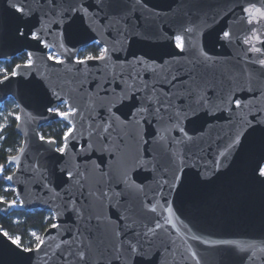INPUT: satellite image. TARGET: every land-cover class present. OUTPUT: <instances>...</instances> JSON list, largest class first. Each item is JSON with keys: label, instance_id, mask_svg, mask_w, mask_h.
Returning a JSON list of instances; mask_svg holds the SVG:
<instances>
[{"label": "water", "instance_id": "95a60500", "mask_svg": "<svg viewBox=\"0 0 264 264\" xmlns=\"http://www.w3.org/2000/svg\"><path fill=\"white\" fill-rule=\"evenodd\" d=\"M11 3L24 6L22 20L35 25L39 42L26 27L27 39L17 38L20 13ZM82 6L98 15L84 22L91 38L73 47L65 28L76 15L73 9ZM0 21V60L33 54L31 67L15 65L18 75H5L11 78L0 84V103L11 97L16 104L15 129L21 137L20 148L7 161L12 179L5 178L17 202L0 199V214L41 209L54 220L41 234L39 250L13 244L0 225V264H85L75 255L81 247H87L86 264H264V185L252 172L257 162L264 166L261 134L239 143L236 135L248 131L244 118L253 124V117L264 120V66L259 65L264 0H140L139 5L120 0L104 11L95 0H55L54 6L49 0H0ZM189 27L193 31L186 33ZM152 29L172 38L167 51L173 55L164 63H129L130 52L143 45L127 31ZM222 29L230 33L228 40L208 39ZM175 36L182 37L183 51L175 47ZM93 42L108 50L104 59L76 58ZM49 51L59 58L50 60ZM129 86L141 90L137 98L151 96L153 106L162 108L163 119L148 129L156 132L148 139L157 170L136 166L138 156H151L144 155V124L135 123L139 117L125 119L129 108L121 107L122 89ZM189 88L210 99L207 111L214 116L201 110L198 120L168 118L169 102L186 103ZM230 96L241 100V109L228 103ZM60 103L65 111L56 108ZM48 107L68 115L49 113ZM109 108L119 120L109 118ZM56 119L73 129L62 138L68 149L59 163L56 142L39 139L40 126ZM172 156L186 160L181 170L189 179L179 193L163 184L171 176L165 167ZM137 240L147 256L129 259L127 245ZM22 249L31 251L17 255Z\"/></svg>", "mask_w": 264, "mask_h": 264}, {"label": "snow or ice", "instance_id": "6c2138e0", "mask_svg": "<svg viewBox=\"0 0 264 264\" xmlns=\"http://www.w3.org/2000/svg\"><path fill=\"white\" fill-rule=\"evenodd\" d=\"M50 4L55 5V0H49ZM120 3V0H107V3L105 0H95V6L99 9V11H104L105 8H109L110 10L113 9L114 7H118ZM140 0H137V4L139 5ZM11 9L14 10L16 13H20V16H17L16 19L19 21L16 24V35L17 38H24L27 39V34L22 31V28L26 27L28 29V33L31 34V38L33 40H37L39 42V37L35 32L32 31V28L35 27V25L28 26L26 22L22 20V17L24 15V6H17L15 3L10 4ZM73 11L76 12V15L73 16L67 23L66 28H65V39L68 44L72 45L75 47V43H79L81 41L87 40L91 38L89 36V27L85 25V20L89 19L91 16H97L98 12L91 13L89 15V7L88 6H82V7H77L73 9ZM77 20H79V24H77ZM3 26V22L0 21V27ZM186 33H191L193 29L191 27L186 28L184 30ZM127 36L132 37V41L136 43H140L143 45L141 49H139L138 52H130V55L132 56V60L128 61L129 63H132L133 61L137 64H146L147 62L151 61L155 63L156 61H160L161 63H164V57L165 56H172V52L167 51V47L171 46V37H166L164 36L161 32L152 29L148 30L146 32H132V31H127ZM230 38V33L226 30H221L220 33H217L214 38L209 37V40H219V41H224L228 40ZM182 40V37L180 36H175V47L181 49L183 51V46L179 41ZM162 41H168L169 43H165ZM75 42V43H74ZM98 43V42H97ZM45 47L47 45L45 44ZM108 50L105 48L100 52V55L95 57V59H104L105 58V53ZM259 51V49H257ZM178 54V53H177ZM32 53L29 52L27 54L28 57V62L27 64L21 66V65H16V69H19L21 67L28 68L31 67L32 65ZM205 59H209L207 57V54L204 53ZM50 60L53 59L52 55H49L48 57ZM87 59H93V57L89 56ZM78 63H83L84 61H77ZM259 65L264 66V59L259 60ZM7 71V70H5ZM18 75V72L14 69L11 72V77H16ZM11 77L9 76H4L3 80H0V84H4L6 81H8ZM177 77H173V80H176ZM39 87V85H37ZM146 87V86H145ZM141 91L140 89L133 88L129 86L128 90H123V95L119 97V100L121 102V107H128L129 111L127 115H125L123 112H121L120 108H117V112H121V115H125V119H127V116H132V117H139L135 121L137 125L143 123L145 126V132H144V137L143 143L145 145L144 148V155L145 156H151V153L149 151L152 141L148 139L149 136H155L156 132L152 131L149 132L148 129L151 128V125L153 123H158L160 122L163 117L161 116V107H154L152 104V97L148 95H141L139 98H137V93ZM249 91H252L251 88H249ZM188 95L186 97V103L181 102V104H175L172 103L171 101L168 104V108L165 109L166 112H168V118L171 119H176L179 121L181 118L184 120H188L191 116H195L196 119H199L198 113L203 110L205 115H213L212 113H209L207 110L209 108V105L211 103L210 99L208 97L202 96V95H197L192 89H187ZM131 93V94H130ZM128 101H131L129 104ZM234 102L235 109L239 110L242 107V102L239 99H235L234 96H230L228 98V103L232 104ZM244 106H247L246 104ZM109 114H110V119L113 120H119L120 116L115 115V113L112 111L111 108L108 109ZM229 111H232V108H229ZM47 112L49 113H56L60 117H66L68 114L64 112H60L58 109H55L53 107H48ZM259 115V113H258ZM19 117H17L18 119ZM253 120H255V124L252 123V121H249L247 118H244L243 124L248 128V131L246 135H243L241 132H238L237 135V142L239 143V140H244L248 141L249 138H252L254 134L259 132L260 135V147L262 153H264V120L262 119H257L256 117H253ZM196 121L193 120V123ZM111 125H107L103 128V131L107 133L109 131V128ZM73 129L69 128L68 132L65 133V139H68L69 134L72 133ZM180 132H184V128L179 129ZM39 139L41 141H45L44 136H40ZM49 145L55 144L54 140H47L45 141ZM91 147V145H89ZM241 150L244 149V145H240ZM68 149V145L64 144L62 146L54 148V152L60 153L61 156L59 157L57 163H59L61 160H63V155L66 154ZM83 150V149H81ZM250 150V149H249ZM251 151V150H250ZM262 161H264V155H261L260 158ZM156 160L155 156H151V159H144L141 157L136 158V166L140 170H146L149 165H152L153 170H157L160 165L159 164H153V161ZM186 167V160L185 159H179L177 160L176 157L172 156L169 157V164L168 166L165 167V175L168 174V172H171L170 179H165L163 180V184L167 185L169 188V191H176L179 193L185 185L188 182V175L186 171H182V168ZM66 170L61 168L60 172L64 173ZM253 177L256 181H259L261 185H264V166H261L260 162H257L256 167L253 168ZM67 175L69 177H72V173L70 171L67 172ZM127 174L125 173V176ZM8 180H11L12 177L9 176L7 177ZM206 178L205 177H199V182L203 183L205 182ZM127 183V181H124ZM142 184V182H141ZM47 187V184L45 185ZM116 196H119L120 193L117 192L115 193ZM53 227H58V225H53ZM156 227H160L159 224L156 225ZM151 231V229H149ZM5 236L7 235L6 233L4 234ZM33 235H35L33 233ZM139 235V234H137ZM145 235H147L145 233ZM0 239H3V236H0ZM38 241H40L37 245L36 248L39 250L41 248V245L43 244V241L40 240V237H36ZM13 244L18 245V239L17 240H12ZM65 243H68L71 245L72 241H65ZM31 251V249H22L17 252V255L23 256L24 252ZM70 255H73V253L70 252ZM75 255L78 257V259L82 262H85L86 264V256H87V247H81L77 250ZM126 255L129 259H131L133 256H147V253L144 250V247L141 243L140 240H137L136 243L129 242L126 248ZM147 264H150V262H147Z\"/></svg>", "mask_w": 264, "mask_h": 264}, {"label": "trees", "instance_id": "16d2710c", "mask_svg": "<svg viewBox=\"0 0 264 264\" xmlns=\"http://www.w3.org/2000/svg\"><path fill=\"white\" fill-rule=\"evenodd\" d=\"M84 51L88 57H97L102 50L98 44L93 42L84 47ZM27 59V54L21 52L11 59L1 62L3 72L0 73V78L11 73L15 65L27 62ZM60 107L63 108L64 105ZM1 108L3 110L0 114V166H2L0 171V199L17 202L14 190L5 182V178L13 170L12 166L7 165L8 158L15 154L21 145V137L15 129L17 107L13 99L9 97L0 104ZM69 127L66 121L56 119L41 125L39 132L41 136L54 140L57 147H59L62 146V138ZM53 223L52 214L41 209L24 211L12 208L8 214H0L2 229L9 237L17 236L19 239L18 244L24 248L36 246L30 232L33 231L41 236L43 231Z\"/></svg>", "mask_w": 264, "mask_h": 264}, {"label": "rangeland", "instance_id": "374dc122", "mask_svg": "<svg viewBox=\"0 0 264 264\" xmlns=\"http://www.w3.org/2000/svg\"><path fill=\"white\" fill-rule=\"evenodd\" d=\"M101 50H102V48H101ZM25 53H26V52H25ZM49 53H50V55L53 56V58H55V59H58V58H59V56L56 55L53 51H49ZM87 57H88V56L86 55V52L84 51V47L81 48L80 51H79V52L77 53V55H76V58H87ZM3 61H7V60H0V73L3 72V70H2V64H1V62H3ZM27 62H28V59H27ZM0 104H1V103H0ZM62 105H64V104H63V103H60V104H58V106H57L56 108H60L61 111H65V105H64L63 108L60 107V106H62ZM2 110H3V108L0 109V114H1ZM0 129H1V122H0ZM30 233H31V237H32L33 242L37 245L40 241H38V240L36 239V237L38 236V237L41 238V236H39L37 233H35V232H33V231L30 232ZM33 233H34L35 235H33ZM13 238H14L15 240L18 239L17 236H14ZM18 242H19V239H18Z\"/></svg>", "mask_w": 264, "mask_h": 264}]
</instances>
